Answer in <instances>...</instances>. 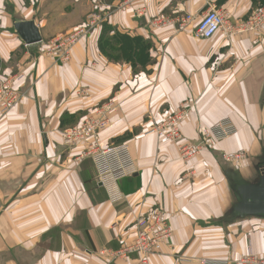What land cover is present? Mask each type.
Returning <instances> with one entry per match:
<instances>
[{"label": "crops", "instance_id": "0c3cea01", "mask_svg": "<svg viewBox=\"0 0 264 264\" xmlns=\"http://www.w3.org/2000/svg\"><path fill=\"white\" fill-rule=\"evenodd\" d=\"M264 0H0V78L23 95L0 116V264H204L264 258V219H234L236 183L257 184L264 168V23L255 32L196 36L210 9L244 21ZM67 63L26 46L14 25L35 21L44 42L91 22ZM191 15L192 24L153 26ZM151 42L147 73L99 50L103 25ZM106 104L109 126L94 141L126 145L134 174L110 201L97 183L88 144L64 133ZM183 145L230 119L233 137L194 153L152 130L181 111ZM66 120L63 121V117ZM240 155L239 163L229 158ZM162 209L173 235L144 256L137 221ZM104 253L103 255L101 253Z\"/></svg>", "mask_w": 264, "mask_h": 264}, {"label": "built area", "instance_id": "2783aa9c", "mask_svg": "<svg viewBox=\"0 0 264 264\" xmlns=\"http://www.w3.org/2000/svg\"><path fill=\"white\" fill-rule=\"evenodd\" d=\"M96 14L91 17V22L77 29L71 34L58 37L50 42L42 41L40 44L43 52L49 56H56L61 63L71 60V53L79 41L86 37L96 22ZM194 18L191 15L178 17L170 20L159 17L152 22L153 26L163 27L171 24L188 26ZM264 23V6L255 10L249 18L244 21L231 22L230 18L220 10L210 9L202 17L196 27V36L200 39H212L219 33L227 37H235L257 31ZM14 80L0 78V116L9 114L22 100L23 95L16 91L13 86ZM112 110L111 104H106L96 117H89L78 126L65 131V145L73 147L77 144L87 143V155L93 160L97 172V183L102 185L110 201L118 202L123 198L120 192L119 182L125 177L134 174L133 165L129 157L126 145L102 146L94 141L97 135L109 126L108 113ZM185 111L174 114L161 125L152 130L160 140L177 143L185 153H194L201 147H209L214 144L228 140L237 134L238 130L230 119L220 121L217 125L204 129L200 133V141L195 145H183L184 136L180 125L185 117ZM240 155L233 156L228 161L234 160L239 163ZM136 227L137 237L133 247L125 253L120 252L122 257L126 253H141L144 256L151 255L155 249L171 240L173 231L165 212L162 209L152 211L150 216L140 218ZM104 254L103 252L101 253ZM131 264H150L147 258ZM204 264H264V258L246 256L237 261H205Z\"/></svg>", "mask_w": 264, "mask_h": 264}, {"label": "trees", "instance_id": "16d2710c", "mask_svg": "<svg viewBox=\"0 0 264 264\" xmlns=\"http://www.w3.org/2000/svg\"><path fill=\"white\" fill-rule=\"evenodd\" d=\"M151 49V42L144 40L142 37L120 33L107 24L103 25L99 50L110 62L129 64L135 74L147 73L148 66L153 64L150 58ZM64 120H66V116L63 117Z\"/></svg>", "mask_w": 264, "mask_h": 264}, {"label": "water", "instance_id": "95a60500", "mask_svg": "<svg viewBox=\"0 0 264 264\" xmlns=\"http://www.w3.org/2000/svg\"><path fill=\"white\" fill-rule=\"evenodd\" d=\"M14 28L26 46L38 45L43 41L35 21L16 23ZM264 164V158L262 159ZM229 177L236 183L237 204L234 209V219L248 216L264 219V174L257 184H248L239 173H230Z\"/></svg>", "mask_w": 264, "mask_h": 264}, {"label": "rangeland", "instance_id": "374dc122", "mask_svg": "<svg viewBox=\"0 0 264 264\" xmlns=\"http://www.w3.org/2000/svg\"><path fill=\"white\" fill-rule=\"evenodd\" d=\"M107 1H109V0H107ZM261 168H264V165L263 166H261ZM263 173H264V171H262Z\"/></svg>", "mask_w": 264, "mask_h": 264}]
</instances>
